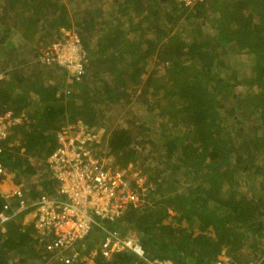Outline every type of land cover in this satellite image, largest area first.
Returning <instances> with one entry per match:
<instances>
[{
    "label": "trees",
    "instance_id": "obj_1",
    "mask_svg": "<svg viewBox=\"0 0 264 264\" xmlns=\"http://www.w3.org/2000/svg\"><path fill=\"white\" fill-rule=\"evenodd\" d=\"M65 1L76 7L0 0V116L26 117L0 138V163L13 181H30L27 205L54 198L47 158L56 132L81 119L103 129L116 165L138 163L146 176L141 205L98 220L66 251L68 264L91 252L95 264H220V254L264 264V0ZM62 27L80 38V74L46 63L38 49L65 41ZM136 89L151 115L104 123L105 107ZM31 209L0 224V264H64L63 252L45 248L52 231L24 222ZM128 231L143 257L127 248L105 257L104 238Z\"/></svg>",
    "mask_w": 264,
    "mask_h": 264
},
{
    "label": "built area",
    "instance_id": "obj_2",
    "mask_svg": "<svg viewBox=\"0 0 264 264\" xmlns=\"http://www.w3.org/2000/svg\"><path fill=\"white\" fill-rule=\"evenodd\" d=\"M183 1L187 4L191 0ZM42 59L46 63L56 62L71 68L72 72L80 74L83 71L82 54L70 49L67 44H52L43 51ZM19 121L20 117H13L10 112L0 116V138L7 136L11 125ZM56 140L57 146L49 155L48 161L52 175L57 180V196H40L34 203L35 226L39 235H47L52 231L53 237L46 242L45 248L57 251L59 255L63 252L60 258L64 264H68L71 258L65 255L66 251H70L76 242L87 236L98 220H115L129 204L141 205L143 199L140 190H144L145 185L138 172L130 173L127 167L111 168L94 152L92 146L99 143L98 134L81 119L59 129ZM4 173L0 163V176ZM133 181H136L138 190ZM1 195L4 203L0 210V223H3L15 213L9 212L13 197L18 199V210L25 206V202L21 184L12 186ZM124 248L143 257L144 251L135 231H128L123 236L115 232L109 233L103 240L101 250L104 255L109 256L113 251ZM229 259L225 254L219 255L220 264H237L230 263ZM147 264L173 263L155 259Z\"/></svg>",
    "mask_w": 264,
    "mask_h": 264
},
{
    "label": "rangeland",
    "instance_id": "obj_3",
    "mask_svg": "<svg viewBox=\"0 0 264 264\" xmlns=\"http://www.w3.org/2000/svg\"><path fill=\"white\" fill-rule=\"evenodd\" d=\"M63 3H64V5H62V6L65 9L66 8L72 9V8L76 7V6H71V5H74V4H72L73 2L71 3V2L63 0ZM50 46L51 45H48V46H45V47H41L40 46L38 49L39 50H41V49L45 50L47 47H50ZM29 56H30V54H29ZM33 61H34L33 59H30V63L25 65V67H27L29 64L31 65L33 63ZM150 68H151V66L147 70H149ZM152 68H154V67H152ZM70 69H68V71H66V73L68 72L69 75H70V72L72 71ZM157 71H158L157 75H161L160 72H163L164 69L162 67H158ZM130 91L133 92L132 89L127 90V92H129V93H130ZM138 94H139V91L136 89L135 93L132 96H130V94H129L130 97H127V95H126L117 104H115V105H110L109 104L110 105L109 106L110 109H108V105H107L105 107V111H104V112H106V117H104L105 121H103V122L104 123L106 122L107 124L111 125L112 127H116V125L122 124L129 117L131 119H136V118H144V117H147L148 115H151L150 113L146 112L145 109H144V107L148 108L149 104L141 102V100L138 97ZM126 98H132L131 99L132 101H131L130 104L125 102ZM152 122H154V124L157 123L154 119H152ZM154 130H155V128L152 129V131H154ZM97 134H98V137L101 138L102 135H103V129H99ZM144 140H145V138H144ZM102 142L99 143V146H92V149L96 152V154L100 158H102L103 161L107 162L108 163L107 165H109L111 168H112V166L113 167H119L118 165H116V163H114L113 158L110 159L109 155H107V149H106V146H105L106 138H105V141L103 142L104 144H102ZM140 169L141 168H140V165H138V163H135V164L129 163L128 164V171L130 173H132L133 171H136V172L139 173ZM140 176L143 177V182H145L146 176L144 174L140 175ZM27 182L29 183L30 181H27ZM140 191H141V193L143 192V190H140ZM27 218H30V217L28 216ZM93 255H94V252H91L87 256L86 255L82 256L81 258L84 260V264H95L94 260L92 258Z\"/></svg>",
    "mask_w": 264,
    "mask_h": 264
},
{
    "label": "clouds",
    "instance_id": "obj_4",
    "mask_svg": "<svg viewBox=\"0 0 264 264\" xmlns=\"http://www.w3.org/2000/svg\"><path fill=\"white\" fill-rule=\"evenodd\" d=\"M181 1H183V0H181ZM61 31H62V33L65 35V41H62V42H60L61 44H67L68 45V47L70 48V49H74L75 51H77L78 53H80V54H82V51H83V47H82V44H81V42H80V38H79V36H78V34H77V32L74 30V29H72V28H69V27H62L61 29H60ZM43 51L44 50H42L41 49V54H43ZM11 113V112H10ZM13 117H20V121L19 122H17V123H21L23 120L24 121H26V117L24 116V114H19V115H17V116H13ZM15 124V123H14ZM13 125V124H12ZM11 125V126H12ZM11 128V127H10ZM93 129H94V131L96 132V133H98V130H99V128H96L95 126H93L92 127ZM10 131V130H9ZM9 134V133H8ZM7 134V135H8ZM6 137V136H5ZM4 137V138H5ZM99 143H100V138H99ZM99 143L98 144H95V145H93V146H99ZM0 149H1V147H0ZM95 152V151H94ZM52 153V152H51ZM50 153V154H51ZM49 157V156H48ZM110 157V156H109ZM47 161H48V158H47ZM48 163H49V161H48ZM49 166H50V163H49ZM50 169H51V167H50ZM51 172H52V170H51ZM4 174H7V176L8 177H3V178H1V180H0V195H1V193H4V192H6V191H8L12 186H16V185H20L21 184V189H22V191H23V196H22V198L24 199V202H25V192L28 190V187H29V183L26 181L27 179H25V178H22L20 181H13L12 180V177H13V175L12 174H9V173H7L6 171H5V173ZM54 177V176H53ZM9 179V180H8ZM55 179V178H54ZM56 180V179H55ZM1 181H5L7 184H8V188L7 189H3L2 188V186H1ZM56 189H57V180H56ZM57 196V192H56V195H55V197ZM1 197L4 199V197L1 195ZM54 197V198H55ZM40 198V196L37 198V199H35L31 204H29V205H27L26 204V202H25V206L22 208V209H20V210H18V208H19V206H18V199L16 198V197H13L12 199H11V207H12V209H10L9 210V212L12 214L13 212H15L13 215H15L16 214V212H18V211H22V210H25V209H27L28 207H32V209L31 210H29L28 211V213L27 214H25L24 215V218H23V220H24V222L25 223H28L29 221H31V220H36V214H35V207H36V205H34V203L38 200ZM4 203V202H3ZM12 215V216H13ZM30 217V218H27V217ZM0 224H3V223H0ZM34 224H35V222H34ZM36 227V226H35ZM2 229H3V227H2ZM92 231V230H91ZM140 245L142 246V244L140 243ZM142 249H143V251H144V248H143V246H142ZM114 252V251H113ZM112 252V253H113ZM95 253V252H94ZM112 253L109 255V256H106V255H104L103 253V255L105 256V257H107V258H110V257H112ZM144 254V253H143ZM155 260V259H154ZM162 260H165V261H170V262H172L173 264H177V263H175V262H173V261H171V260H168V259H159V261H162ZM150 261H153V260H150Z\"/></svg>",
    "mask_w": 264,
    "mask_h": 264
}]
</instances>
